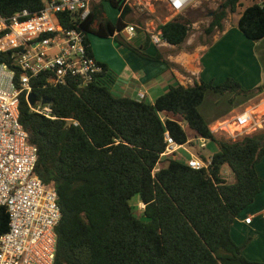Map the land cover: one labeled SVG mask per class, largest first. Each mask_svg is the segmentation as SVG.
<instances>
[{"label": "trees", "instance_id": "trees-1", "mask_svg": "<svg viewBox=\"0 0 264 264\" xmlns=\"http://www.w3.org/2000/svg\"><path fill=\"white\" fill-rule=\"evenodd\" d=\"M105 2L120 11L116 23L107 16ZM124 3L92 4L81 23L90 55L89 34L109 38L123 33L128 25L124 20L132 11ZM43 6V0H0V15L12 17L27 10L33 16ZM240 8L239 30L250 41L263 39L264 6L253 0H224L212 10L204 34L222 31L224 19ZM189 15L195 19L202 12ZM59 21L73 27L69 16H59ZM192 23L190 17L179 16L158 30L166 43L180 46ZM144 49L136 52L158 59ZM0 64L15 69V84L20 87L12 52H0ZM101 66L102 81L86 87L75 79L48 84L47 73L31 79L34 106L44 103L53 118L34 112L27 92L20 94L19 121L38 150L34 174L58 195L61 219L54 264H264L243 254L251 238L238 245L231 235L235 219L260 193L257 165L264 157V129L229 141L215 135L199 111L208 90L248 96L264 92V83L252 90H244L232 77L219 85L178 84L147 103L115 95L111 82L104 79L107 65ZM166 134L179 145H194V137L214 142L217 151L208 169L195 170L170 158L155 171L166 150ZM226 167L233 175L231 182L223 173ZM135 196L144 205L140 217L130 203ZM8 224L7 210L0 206V235Z\"/></svg>", "mask_w": 264, "mask_h": 264}, {"label": "built area", "instance_id": "built-area-1", "mask_svg": "<svg viewBox=\"0 0 264 264\" xmlns=\"http://www.w3.org/2000/svg\"><path fill=\"white\" fill-rule=\"evenodd\" d=\"M43 1V9L33 16L27 10L12 17L0 15V52H12L13 65L20 71L17 87L15 69L0 64V206L6 208L9 216L8 230L0 235V264H54L56 227L61 219L56 190L34 174L38 150L19 121L21 92L26 91L28 97L31 79L43 73L50 74L48 84L63 85L68 79H75L81 87L101 82L104 73L101 64L90 55L87 33L81 28L92 4L100 0ZM159 1L174 17L197 7L202 0ZM253 2L264 6V0ZM59 16H69L68 23L73 27L61 24ZM125 30L130 37L135 35L134 26L127 25ZM149 37L155 46L166 43L158 29ZM261 106L264 107V94L258 104L246 107L212 132L232 125L236 129L225 135L235 140L264 129V110L261 114L257 112ZM31 108L53 118L51 109L42 103ZM194 140L197 145L201 142L200 148L206 147V139ZM166 141L161 158L177 157L178 151L184 149L189 152L185 163L192 169H208L211 165V159H202L186 150L188 144L179 145L168 134Z\"/></svg>", "mask_w": 264, "mask_h": 264}, {"label": "crops", "instance_id": "crops-1", "mask_svg": "<svg viewBox=\"0 0 264 264\" xmlns=\"http://www.w3.org/2000/svg\"><path fill=\"white\" fill-rule=\"evenodd\" d=\"M240 14L241 12L236 20H228L227 16L223 21V30L214 34L210 43L196 45L191 50H187V44L174 46L164 43L156 46L155 54H147L148 51L147 53L143 51L146 55L157 56V60H148L139 55L135 68L122 61L121 66L113 71L109 60L98 58L94 53L93 56L100 64L107 65L108 71L104 79L111 82V91L115 95L144 99L147 103H154L155 99L166 93L171 86L180 84L189 87L201 81L219 85L228 77L241 82L244 90H250L264 83V38L257 42L248 40L237 27ZM238 43L242 47L244 61L252 65L258 73L257 81L251 86L243 84V81H249L247 77L238 78L240 76L236 74L238 63L235 50ZM232 53H234L233 57ZM240 75H243V72ZM262 94L263 92L248 96H233L232 99L230 97L233 107H227L226 111H220L207 118L203 116V118L211 129L217 124L232 119L234 117L231 115L232 112L247 101L251 102L246 107L258 104L256 98L259 96L260 101ZM219 104L220 99L215 101L214 105L217 108ZM260 178L262 179L260 193L254 203L235 219L231 235L238 245L245 239L251 238L243 254L251 261L264 263V179L262 176Z\"/></svg>", "mask_w": 264, "mask_h": 264}, {"label": "rangeland", "instance_id": "rangeland-1", "mask_svg": "<svg viewBox=\"0 0 264 264\" xmlns=\"http://www.w3.org/2000/svg\"><path fill=\"white\" fill-rule=\"evenodd\" d=\"M223 1L224 0H202L200 3L197 4V7L190 8L191 11L189 9L182 15H179L180 17H184L185 19L190 17L194 22L191 24L189 36L186 39V41L182 44V46L187 44L188 45L187 50H191L192 48L196 47V45L198 46L201 44H208L211 42L214 34H216L217 31L214 32L213 35L207 36L204 34V29L210 23L211 18L209 17V14L212 12V10L217 9L218 6ZM126 3L131 8L132 11L130 14H128V16H126L124 22L128 24V26L135 27V35L133 37H130L126 30L123 33H120L119 36H114V37H109V38L100 37L96 34H89L92 52L98 58H105L109 60L112 65L111 70L113 71L117 70L123 62L128 63L130 67L135 68L136 59L140 58L136 50H141L145 48L144 51L145 53H147L146 51H148L147 54L157 53L156 46L154 44H151L150 42H147V39H150L149 37L150 34H154L157 31L159 25L166 23L176 17H179V16L171 17L172 13L159 0H127ZM104 5H105L107 16L114 23H116L117 18L119 17L120 11L116 8L111 7L110 4L107 2H105ZM197 10L201 11L202 15L198 16V18L193 19V16L189 14H191L192 11L196 13ZM240 11H241V8L236 13H233V14L230 13L227 19L236 20L239 16ZM145 45L147 47H145ZM233 56H234V53H232V57ZM235 56L237 57L236 60L238 63L236 74L240 76L238 78L247 77L249 81H243V84H246L247 86H251L255 84V82L258 79V76H257L258 73L254 70L252 65L244 61L242 47L239 43L235 50ZM242 72H243V75H240L242 74ZM254 88L256 87H252L250 90ZM233 96L234 94H229V93L218 94V93H215L209 90L205 94L204 101L200 105L199 111L202 114V116H204L205 118H207V116L210 117L214 114H217L220 111H224V110L226 111L227 107H233V104L231 102V99ZM219 99H220V104L217 105V108H216L214 104H215V101L217 102ZM258 99H259V96L256 98L257 103L259 102ZM250 102L251 101H247L244 105L236 108V110L232 112L231 115L235 116L236 114L244 111V109L246 108V105ZM208 109L210 112L208 111ZM263 110H264V107L261 106L257 111L258 114H261ZM228 117H230V115ZM220 125L221 124H217L216 126L212 127L211 131L215 130ZM184 126L186 127L185 124ZM225 128L227 131L220 130V131L215 132L214 134L226 140H229V141H235L239 139V138H236L234 140V139L229 138L227 135H225V133L227 132L230 133L234 131L236 129L234 126L230 125V126H226ZM191 135L193 136V134ZM192 139H193V143L195 144L192 146L186 145L185 148L186 150L188 151L190 150L192 153L197 154L200 157L204 156L206 159H210L212 154L217 151V146L214 142L206 140L205 141L206 147L202 149L199 147V144L201 142L197 145L196 141L194 140L195 137ZM176 156L177 157H172V156L162 157L160 163L157 165V169L163 166H166L167 160L170 158L185 162L187 158L189 157V152L185 151L184 149H180L178 151V155ZM257 171L259 175L262 176V178L264 179V157L258 163ZM223 173L229 182L234 180L233 175L231 174L230 170L227 167L224 168ZM130 203L135 207L136 215L140 217L142 215L144 205L140 203L139 198L137 196H135L131 200Z\"/></svg>", "mask_w": 264, "mask_h": 264}, {"label": "water", "instance_id": "water-1", "mask_svg": "<svg viewBox=\"0 0 264 264\" xmlns=\"http://www.w3.org/2000/svg\"><path fill=\"white\" fill-rule=\"evenodd\" d=\"M213 16L212 13L209 14V17L211 18ZM27 101L29 103L30 106H34L36 104V99L33 93H30L27 97ZM44 104V103H42Z\"/></svg>", "mask_w": 264, "mask_h": 264}, {"label": "bare ground", "instance_id": "bare-ground-1", "mask_svg": "<svg viewBox=\"0 0 264 264\" xmlns=\"http://www.w3.org/2000/svg\"><path fill=\"white\" fill-rule=\"evenodd\" d=\"M232 129V128H231Z\"/></svg>", "mask_w": 264, "mask_h": 264}]
</instances>
